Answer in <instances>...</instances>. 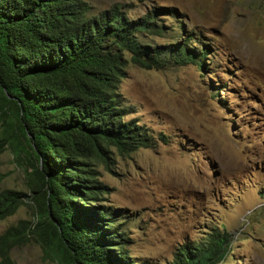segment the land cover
Here are the masks:
<instances>
[{"label": "rangeland", "instance_id": "374dc122", "mask_svg": "<svg viewBox=\"0 0 264 264\" xmlns=\"http://www.w3.org/2000/svg\"><path fill=\"white\" fill-rule=\"evenodd\" d=\"M84 1L91 15L120 6L129 19L172 8L176 18L158 16L167 34L142 40L170 45L193 37L198 44L188 49H206L202 67L170 58L159 69L127 62L118 84L130 109L123 120L148 128L155 145L128 155L110 148L105 164L91 160L133 263L167 264L180 245L215 230L230 235L219 264H264V0ZM1 190L28 195L5 145ZM24 201L0 221V234L33 221ZM9 256L11 264H55L32 241Z\"/></svg>", "mask_w": 264, "mask_h": 264}, {"label": "trees", "instance_id": "16d2710c", "mask_svg": "<svg viewBox=\"0 0 264 264\" xmlns=\"http://www.w3.org/2000/svg\"><path fill=\"white\" fill-rule=\"evenodd\" d=\"M88 10L84 0H0V149L22 167L28 192L0 191V221L25 198L33 214L0 234V264H11L10 251L29 241L55 264H134L91 160L105 164L110 148L128 155L155 145L148 128L123 120L130 109L118 84L127 62L159 69L170 58L202 67L206 49H188L198 44L193 37L142 40L167 34L158 16L176 18L172 8L136 19L120 6ZM229 241L213 230L180 245L167 264H219Z\"/></svg>", "mask_w": 264, "mask_h": 264}]
</instances>
